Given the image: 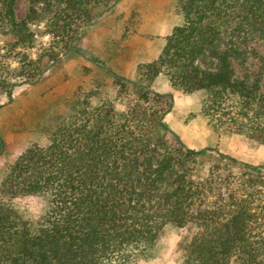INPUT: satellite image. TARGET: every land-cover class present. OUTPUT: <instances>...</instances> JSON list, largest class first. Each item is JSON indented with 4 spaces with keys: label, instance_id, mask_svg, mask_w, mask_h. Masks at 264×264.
Returning <instances> with one entry per match:
<instances>
[{
    "label": "trees",
    "instance_id": "obj_1",
    "mask_svg": "<svg viewBox=\"0 0 264 264\" xmlns=\"http://www.w3.org/2000/svg\"><path fill=\"white\" fill-rule=\"evenodd\" d=\"M17 1L0 0V36L15 38L0 48V92L9 99L44 73L26 52L11 55L32 48L34 23L54 14L58 34H68L87 6L109 0H28L24 19ZM177 10L182 21L159 57L135 78L115 75L121 110L107 97L96 105L73 98L54 117L49 144H32L5 170L0 264H134L155 255L168 226L188 231L182 264H264V164L186 147L165 121L172 95L151 89L164 75L183 95L201 94L215 136L264 145V56L254 72L244 52L264 39V0H178ZM28 195L45 201L39 216L13 206Z\"/></svg>",
    "mask_w": 264,
    "mask_h": 264
},
{
    "label": "rangeland",
    "instance_id": "obj_2",
    "mask_svg": "<svg viewBox=\"0 0 264 264\" xmlns=\"http://www.w3.org/2000/svg\"><path fill=\"white\" fill-rule=\"evenodd\" d=\"M178 0H109L89 5L88 15L68 34H58L56 18L50 14L31 27L35 34L32 48L19 49L39 63L41 78L15 88L11 99L0 92V183L5 170L32 144L45 147L54 117L67 112L73 98H89L96 105L109 98L118 110L123 108L115 85V75L135 78L139 67L161 48V40L178 18ZM28 0H18L15 12L24 19ZM11 35L0 36V48L14 42ZM246 68L257 71V56H264V39L256 38L244 49ZM3 53V52H2ZM12 70L19 68L15 59L8 61ZM238 76L244 69L234 63ZM152 89V88H151ZM153 92H156L152 89ZM157 93V92H156ZM172 109L165 121L183 144L191 149H217L224 155L250 164H264V145L242 135L215 136L201 115V94L186 97L175 91ZM170 142L176 143L170 135ZM26 216H39L45 201L22 196L12 201ZM187 230L165 228L155 255L134 264H182L178 244Z\"/></svg>",
    "mask_w": 264,
    "mask_h": 264
},
{
    "label": "crops",
    "instance_id": "obj_3",
    "mask_svg": "<svg viewBox=\"0 0 264 264\" xmlns=\"http://www.w3.org/2000/svg\"><path fill=\"white\" fill-rule=\"evenodd\" d=\"M177 14H178L179 17L172 20V24L170 25L168 33L166 35H164L162 40H161V48H160V50L156 54L150 56V60L148 62L155 61L159 57V55L161 54V52H162V50H163V48H164V46L166 44L167 37L171 35L173 29L176 26L180 25V23L182 21V18L180 16V14L178 13V11H177ZM148 62H146V63H148ZM129 79H132V78H129ZM151 88L153 90H155L157 93H161V94H171V93H175V91H176L175 89H173L171 87L170 82L168 81V79L164 75L158 76L153 81V83L151 84ZM193 94L185 95V96L189 97V96H191Z\"/></svg>",
    "mask_w": 264,
    "mask_h": 264
}]
</instances>
